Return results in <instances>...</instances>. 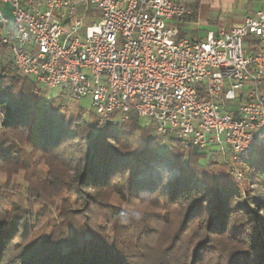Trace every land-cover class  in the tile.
<instances>
[{
  "label": "trees",
  "instance_id": "obj_1",
  "mask_svg": "<svg viewBox=\"0 0 264 264\" xmlns=\"http://www.w3.org/2000/svg\"><path fill=\"white\" fill-rule=\"evenodd\" d=\"M2 50L0 264H264V146L236 162L136 114L102 129Z\"/></svg>",
  "mask_w": 264,
  "mask_h": 264
},
{
  "label": "built area",
  "instance_id": "obj_2",
  "mask_svg": "<svg viewBox=\"0 0 264 264\" xmlns=\"http://www.w3.org/2000/svg\"><path fill=\"white\" fill-rule=\"evenodd\" d=\"M187 13L172 0H0V44L67 106L88 98L102 129L136 114L162 147L173 139L237 162L264 146V5L241 25L177 40L170 21Z\"/></svg>",
  "mask_w": 264,
  "mask_h": 264
},
{
  "label": "crops",
  "instance_id": "obj_3",
  "mask_svg": "<svg viewBox=\"0 0 264 264\" xmlns=\"http://www.w3.org/2000/svg\"><path fill=\"white\" fill-rule=\"evenodd\" d=\"M182 3L188 10V13L182 18H174L170 21V25L178 29V34L182 31L186 35L183 38L197 40L203 38L208 31L217 34L219 31L228 30L231 27L241 25L244 16L252 11L259 9L264 5V0H238L236 3L239 7H232L233 21L230 18L219 16L222 13L220 4H216V0H172ZM225 3L232 0H223ZM211 11H210V10ZM209 10V12H208ZM82 15V9H79ZM93 21L91 14H87L83 18Z\"/></svg>",
  "mask_w": 264,
  "mask_h": 264
},
{
  "label": "rangeland",
  "instance_id": "obj_4",
  "mask_svg": "<svg viewBox=\"0 0 264 264\" xmlns=\"http://www.w3.org/2000/svg\"><path fill=\"white\" fill-rule=\"evenodd\" d=\"M236 1H238V0H232V2L225 3V2H223V0H216V4H220L221 10H222V13H221V15L219 17L220 18H222V17L228 18L229 17L230 18V21L231 22H234L233 21V15H232L233 12H232V9L231 8L232 7H237V6L239 7L240 6V5H238L236 3ZM209 10H208V12H209ZM90 22H91L90 20L84 19L83 20V26L90 24ZM64 29L65 30L68 29V24L67 23H65ZM81 34H83V29H81ZM185 35L186 34L181 31L176 36V39L178 40V39L182 38ZM81 40H83V38H81ZM2 52L5 53L6 51L2 50ZM57 93H58V90H50V91H47L48 99H55V102L58 105L61 104V103L62 104H66V100L64 99V97L63 96L62 97H57ZM69 107L83 109L84 112H85L84 119L86 121H88V122L89 121H92V119H93L92 112L93 111L91 109L90 102H89V99L88 98H83V99L78 100V101H73V102H71V104L69 105ZM159 145L161 146L160 143H159ZM263 149H264V147H263ZM255 151H258V149H256ZM45 171L46 170H45V168L43 166H40L38 168V173H39L40 177H42V178L45 177ZM114 202L117 203V204H120V205L122 204V202L117 201V200H115ZM72 204H73V206H76L77 205V201L75 199H72ZM54 215H56L55 212H54ZM100 224H101V226H104V227H107V228H109V226H110V224L105 223L103 220L100 221Z\"/></svg>",
  "mask_w": 264,
  "mask_h": 264
},
{
  "label": "clouds",
  "instance_id": "obj_5",
  "mask_svg": "<svg viewBox=\"0 0 264 264\" xmlns=\"http://www.w3.org/2000/svg\"><path fill=\"white\" fill-rule=\"evenodd\" d=\"M23 176H24V173L21 170L17 173V175L14 177V179L22 180ZM7 178H8L7 173H5L4 175H0V180H5Z\"/></svg>",
  "mask_w": 264,
  "mask_h": 264
},
{
  "label": "snow or ice",
  "instance_id": "obj_6",
  "mask_svg": "<svg viewBox=\"0 0 264 264\" xmlns=\"http://www.w3.org/2000/svg\"><path fill=\"white\" fill-rule=\"evenodd\" d=\"M0 160H2V157H0ZM5 173H7V170L0 168V175H4ZM3 181V180H0Z\"/></svg>",
  "mask_w": 264,
  "mask_h": 264
}]
</instances>
